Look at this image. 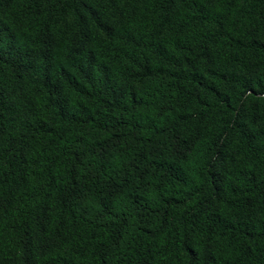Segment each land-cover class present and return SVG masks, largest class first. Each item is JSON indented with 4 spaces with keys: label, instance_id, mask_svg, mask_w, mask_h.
<instances>
[{
    "label": "trees",
    "instance_id": "16d2710c",
    "mask_svg": "<svg viewBox=\"0 0 264 264\" xmlns=\"http://www.w3.org/2000/svg\"><path fill=\"white\" fill-rule=\"evenodd\" d=\"M0 264H264V0H0Z\"/></svg>",
    "mask_w": 264,
    "mask_h": 264
}]
</instances>
